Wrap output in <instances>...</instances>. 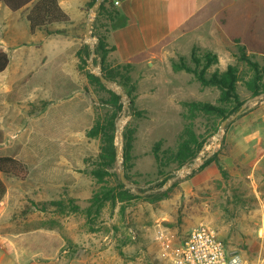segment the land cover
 <instances>
[{
  "label": "rangeland",
  "instance_id": "1",
  "mask_svg": "<svg viewBox=\"0 0 264 264\" xmlns=\"http://www.w3.org/2000/svg\"><path fill=\"white\" fill-rule=\"evenodd\" d=\"M60 1L70 21L34 33L23 17L30 6L11 11L0 2V29L14 22L17 40L25 42L28 52V75L15 72L0 78V155L20 160L27 169L24 178L0 172V264H172L170 259L199 223L213 227L227 249L237 251L247 264H264V0H213L190 17L187 26L203 24L204 31H196L193 42L184 37L173 57L191 60L192 51L198 56L206 51L216 54L217 62L208 71L223 74L228 65L234 67L235 90L248 102L225 124L220 137L216 133L224 119L218 122L216 116L203 113L190 119L194 132L206 139L202 157L209 156L166 186L179 168L175 170L160 187L163 197L113 206L110 201L95 202L94 197L99 189L121 180L117 161L102 179L96 178L101 141L87 133L111 111L106 89L118 93L88 76H98L91 62L101 71L100 57L95 51L91 54L85 42L90 0ZM122 19L93 14L94 48L97 33L111 47L107 32ZM84 44L89 55L82 63L77 51ZM242 50L259 65L258 93L254 94V69L241 58ZM144 58L145 53L134 56L130 72L134 106L142 113L129 114L118 94L122 110L116 129L122 116L126 121L118 138L115 132L114 143L118 140L120 145L125 180L149 187L159 177L152 145L161 141L160 151L176 147L185 123L182 103L221 105V93L216 86L202 87L190 73L173 70L159 54L153 65L140 63ZM124 64L117 63L112 52L104 63L120 65V70ZM125 101L129 105L128 97ZM213 121L220 124L209 135ZM129 124L136 133L124 169L122 135ZM215 152L219 162L204 164ZM127 242L123 248L121 243Z\"/></svg>",
  "mask_w": 264,
  "mask_h": 264
},
{
  "label": "trees",
  "instance_id": "2",
  "mask_svg": "<svg viewBox=\"0 0 264 264\" xmlns=\"http://www.w3.org/2000/svg\"><path fill=\"white\" fill-rule=\"evenodd\" d=\"M96 0H90L89 5L92 6ZM9 10L17 11L26 6H30L26 14V20L30 33H34L37 29H40L46 25L55 23H67L70 21L69 14L61 7L58 0H0ZM106 16L108 19L119 18V12L114 6L112 1L103 0L96 11V17ZM113 27L115 26L112 25ZM111 27V28H113ZM97 31H100V25L97 24ZM110 30V29H109ZM109 32V31H108ZM107 32V35H108ZM98 43L95 45V55L100 57L101 72L105 78L110 81H115L121 85L124 92L129 98L128 113L133 116H138L141 111L137 110L134 106V96H132L135 90L134 82H131L130 72L132 71V65L125 63L119 68L117 65L115 68L104 65L108 52L114 50V47H108L106 39L103 35L97 33ZM107 38V37H106ZM89 55V48L87 45H82L77 51V57L86 62V58ZM241 58L245 60L255 72L253 75V87L258 84L257 80H260L258 63L251 60V57L247 55L244 50L241 52ZM8 53L0 48V72L5 70L9 64ZM217 62L216 54L211 51L204 52L201 56H198L194 51L191 52V60H187L185 57L179 56V58H170V64L175 71H185L193 75L194 79L199 82L202 87L216 86L220 89L219 103L221 105H214L206 101L187 100L182 104L186 106V111L182 112V117L185 119V123L181 133L178 136V142L174 149L160 151L161 141H157L152 145V155L154 158L155 169L159 172V177L156 182L149 187H143L136 185L135 190H131L126 187L125 184L117 178V183L113 187H106L105 189H99L95 194V202L110 201L111 206L116 202H126L134 199H143L148 201H154L160 199L165 195L164 191L160 190L163 182L172 176V173L180 168L182 165L188 164L194 160L201 149L204 146L206 139H201V136L196 134L193 129L192 121L197 113H203L209 116H216L218 122L229 117V115L235 113L244 103L245 98L240 97L235 90L237 86L236 69L231 65H228L227 70L221 74L218 72H209L208 68ZM79 69H83L78 65ZM258 74V75H257ZM96 83L105 88L98 76L89 74ZM110 94L112 100L111 111L104 117H99L91 130L87 133L88 136H97L100 138V152L97 159L96 168L93 170V174L96 178L102 179L103 175L107 174L108 169H114L116 163L115 153V132H116V118L122 110V103L120 102V96L115 92L106 89ZM259 90L254 89V94ZM189 120V121H188ZM216 121L212 122L211 132L212 135L216 132L218 125ZM136 127H132L131 124L126 126L123 131L124 151H123V167L126 168V164L130 159V150L135 140ZM2 139V133L0 132V141ZM217 152L213 153L204 164H208L212 160L218 161ZM173 164V167L168 170H162ZM220 165V164H219ZM0 172L4 174H12L20 178H24L27 175L26 166L18 159L8 156L0 155ZM114 172V171H113ZM117 177V173H113ZM128 179V177L126 176ZM161 179V180H160ZM160 180V181H159ZM152 182V181H150ZM0 185L2 182L0 180Z\"/></svg>",
  "mask_w": 264,
  "mask_h": 264
},
{
  "label": "crops",
  "instance_id": "3",
  "mask_svg": "<svg viewBox=\"0 0 264 264\" xmlns=\"http://www.w3.org/2000/svg\"><path fill=\"white\" fill-rule=\"evenodd\" d=\"M58 1L65 10L61 1ZM212 1L119 0L115 7L119 17L123 18V23H114L115 26L107 35V42L114 47L111 52L115 60L119 64L129 63L134 66L133 57L145 53V58L140 63L153 65L158 54L170 63V58L180 49L184 37H189L187 43L193 42L196 31H199L200 35L203 33V24L188 27L186 23L199 9L205 8ZM23 17L25 18V13ZM17 31L18 27L14 22L3 24L0 29V48L8 53L10 59L5 70L0 72V78L15 72L28 75V72L24 71L28 60L27 45L17 40ZM153 50L158 51L153 54ZM131 237L137 238L136 234ZM128 244L129 242L121 243L123 248Z\"/></svg>",
  "mask_w": 264,
  "mask_h": 264
},
{
  "label": "built area",
  "instance_id": "4",
  "mask_svg": "<svg viewBox=\"0 0 264 264\" xmlns=\"http://www.w3.org/2000/svg\"><path fill=\"white\" fill-rule=\"evenodd\" d=\"M109 1L114 6L119 3V0ZM199 153L202 157L203 152ZM196 157L200 160L198 155ZM170 260L172 264H247L237 251L227 249L213 227L204 223L188 232L182 247Z\"/></svg>",
  "mask_w": 264,
  "mask_h": 264
},
{
  "label": "water",
  "instance_id": "5",
  "mask_svg": "<svg viewBox=\"0 0 264 264\" xmlns=\"http://www.w3.org/2000/svg\"><path fill=\"white\" fill-rule=\"evenodd\" d=\"M101 1L102 0H96L94 2V4L92 5V7H91V13L89 14V19H88L87 26H86V31H85V36H86V41L85 42L88 43V45H90V47H91V54H93L94 51H95V48H94L92 42L90 41L91 38H92L91 35H90V28H91V25H92V16H93V14L96 13V11H97V9H98L99 4L101 3ZM91 66L97 72V75H98L100 81L104 85H106L108 88L113 89L114 91H116L121 96V98L124 100V102H123L124 107L126 109H128V102L125 101V99L128 96L123 91V89L121 87H119L115 82L110 81L107 78H105L104 75L102 74V72L100 71V69L97 66H95L94 63L91 62ZM247 102L248 101H246L245 103H243L242 106L234 114H232L231 116L225 118L221 122L220 128H219V130L216 133V136L217 137H220L221 136V130L223 129V127L225 126V124L228 121H230L231 119H234L245 108ZM119 133H120V130L118 128V123H117V129H116L117 138L119 136ZM115 153H116V161H117V164H118V167H119V170H120V178H121V181L125 184L126 187L130 188L131 190H135L136 186L134 184L128 183L125 180L124 175H123V172L121 170V164H120L121 163V161H120L121 160V155H120V145H119L118 140L116 141V144H115ZM207 156H209V155H207ZM198 157L200 158V160L196 157L193 161H191L188 164H185V165L181 166L176 172H174V177L166 183V186L169 185V183L171 181L175 180L179 176H183V175L191 172L194 168H196L197 166H199L200 163H202L205 160V158H206V157H201V153L198 154Z\"/></svg>",
  "mask_w": 264,
  "mask_h": 264
},
{
  "label": "bare ground",
  "instance_id": "6",
  "mask_svg": "<svg viewBox=\"0 0 264 264\" xmlns=\"http://www.w3.org/2000/svg\"><path fill=\"white\" fill-rule=\"evenodd\" d=\"M125 121H126V117H125V116H122V117L119 119V121H118V128H119V130L122 129V127H123Z\"/></svg>",
  "mask_w": 264,
  "mask_h": 264
}]
</instances>
